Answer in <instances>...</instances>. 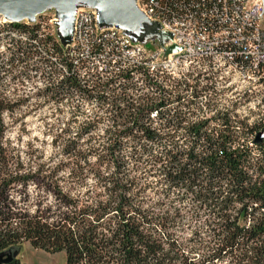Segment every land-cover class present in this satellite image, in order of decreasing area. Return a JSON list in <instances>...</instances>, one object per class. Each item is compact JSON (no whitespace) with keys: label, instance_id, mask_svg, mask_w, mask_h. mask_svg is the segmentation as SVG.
Instances as JSON below:
<instances>
[{"label":"trees","instance_id":"1","mask_svg":"<svg viewBox=\"0 0 264 264\" xmlns=\"http://www.w3.org/2000/svg\"><path fill=\"white\" fill-rule=\"evenodd\" d=\"M14 61L11 57L9 64ZM77 79L71 75L57 80L43 95L59 100L74 94L90 98L104 90L112 92L121 81L107 78L103 86ZM118 90L115 100L126 93L124 86ZM1 97L0 116L15 107ZM160 103L125 108L136 115L123 124L131 123L141 134L132 137L139 149L131 171H143V179L127 176L121 152L125 140L112 136L98 155V167L89 166L80 153H70L76 163L62 182L56 178L57 169L46 170L43 178L50 201L30 215L13 213L9 193L16 184L26 186L42 170L24 173L10 164L1 144L0 118V264H19L10 250L24 242L47 253H63L66 264H264L262 142L254 144L260 153L253 162L249 148L233 146L228 135L202 136L204 123H198L190 126L192 136L178 145L173 136L151 127V115L161 116ZM101 164L108 172L101 170ZM88 176L92 184L87 183ZM149 177L164 187L154 193L160 199L144 196L154 189L146 182ZM177 189V198L170 200ZM186 198L190 199L186 206L175 205ZM184 222L194 226L187 234L179 230Z\"/></svg>","mask_w":264,"mask_h":264},{"label":"rangeland","instance_id":"2","mask_svg":"<svg viewBox=\"0 0 264 264\" xmlns=\"http://www.w3.org/2000/svg\"><path fill=\"white\" fill-rule=\"evenodd\" d=\"M41 21L48 23V16H41ZM260 22L264 27V5H262ZM1 24L2 28L6 26ZM7 29L4 27L0 30V50H2V44L7 45L9 40L25 42L24 37L19 34L6 35ZM42 34L45 33L42 32ZM145 46L151 51L155 46L160 47L157 41ZM8 57L9 47L0 51L1 66L8 64L6 63ZM17 64L20 69L17 73L15 72L16 74H0V95L5 96L8 104L16 106L12 111L7 110L2 113L1 144L6 155L11 159L10 164L13 167L16 166L20 172L24 173L36 172L41 168L42 174L26 186L16 184L12 187L9 194L13 202L11 210L15 214L30 215L32 210L36 208L42 210L45 204H48L50 195L47 193V183L43 178L44 172L57 169L56 178L62 182V177L67 175L69 169L76 163V160L70 157V153H80L89 166L98 167V155L103 154L104 151L101 149L106 146L107 139L112 136L117 135L125 140L121 152L126 163L127 176L143 179V171L141 173L131 171L132 157L138 155L139 149L132 137L141 134L132 127L131 123L123 124V120L136 115L130 114V111L125 109L131 105L134 108H146L149 104L161 102L163 107L161 116H158L160 119L149 117L152 120L151 127L159 134L173 136L178 145L183 142L182 138H189L194 133L190 130L191 125L204 123L200 135L211 137L228 135L234 142L233 146L250 149L252 153L250 158L253 162L259 158L260 152L254 146L253 139L260 130L264 129V83L254 85L249 82L228 88L224 103H211L205 109L200 106L177 103L172 97V90L168 83L164 88L155 89L148 85L141 86L140 80L134 79L126 82L117 81L112 92L104 90L103 93L92 95L90 98H81L74 94L67 96L66 103H60L59 98L37 95L34 88L42 79L40 73L31 70L28 62L24 65L23 61H18ZM32 73L33 80L27 79V76H32ZM98 80L104 82L102 79L93 81ZM42 81L45 87L50 82L46 79ZM51 86H55V82ZM121 86L127 90L125 96L115 100V96L120 94L118 87ZM118 101L119 105H116ZM72 106L76 107L75 111ZM119 110L122 111L121 115ZM262 144L264 147V141ZM77 160L79 161L80 158L77 157ZM100 166L101 170L108 172L105 165ZM86 180L88 184L93 183L91 176H88ZM143 181L141 180L145 183ZM156 181L157 178L154 177L147 179L146 182L154 188V191L146 190L144 196L147 198L155 200L159 197L160 199V196L154 193L164 187L156 186ZM179 191L172 190L170 200L176 199ZM189 200L186 198L183 203L175 202V205L186 206L190 203ZM183 224L179 227L181 229H178L184 234L194 228V226L189 227L187 222ZM241 224L243 225L244 222ZM12 251L16 253L15 257L19 264H66L63 253H47L32 248L27 242L13 247Z\"/></svg>","mask_w":264,"mask_h":264},{"label":"built area","instance_id":"3","mask_svg":"<svg viewBox=\"0 0 264 264\" xmlns=\"http://www.w3.org/2000/svg\"><path fill=\"white\" fill-rule=\"evenodd\" d=\"M135 2L148 20L162 25V30L171 34L172 40L163 47L147 50L145 45L134 43L121 30L99 28L96 12L80 8L75 14L71 43L65 46V53L75 52V59L64 62L69 67L81 64L78 79L82 83L104 86L107 78L141 75V69H150V77L142 79L160 83L161 88L168 83L177 103L204 109L211 103L225 101L228 88L249 82L254 85L264 83V27L260 22V0ZM41 16H48V23H41ZM55 22L52 10L41 14L40 22L30 27V34L32 28H39L48 35V43H43L48 57H53L55 49L52 46V35H56ZM2 46L0 51L10 47L5 43ZM171 46L178 50L164 58V50ZM92 66L103 69L105 83L91 80ZM18 69L17 61L0 65V74H16ZM228 73L237 75L236 83H223V74ZM29 78L33 80V73L27 76ZM38 82L35 93L42 95L47 87L42 79ZM67 101L68 97L60 99V103ZM75 108L72 106L74 111Z\"/></svg>","mask_w":264,"mask_h":264},{"label":"water","instance_id":"4","mask_svg":"<svg viewBox=\"0 0 264 264\" xmlns=\"http://www.w3.org/2000/svg\"><path fill=\"white\" fill-rule=\"evenodd\" d=\"M264 5V0H260ZM80 8L92 9L97 14L99 28L121 30L134 43L146 45L157 41L160 47L172 40L170 33L162 30L156 22L148 20L137 8L135 0H0V17L9 23L27 21L45 12L54 11L56 36L62 46L71 43L76 11ZM178 49L171 46L164 50V58ZM264 141V130L254 137V143ZM10 256L16 253L10 250Z\"/></svg>","mask_w":264,"mask_h":264},{"label":"bare ground","instance_id":"5","mask_svg":"<svg viewBox=\"0 0 264 264\" xmlns=\"http://www.w3.org/2000/svg\"><path fill=\"white\" fill-rule=\"evenodd\" d=\"M40 15L35 18L33 23L22 21L20 23H16L22 27L18 28H11L9 25L14 23H9L6 20H0L1 25L7 27L6 35L11 34L12 36H17L18 34L23 38L25 42L9 40L8 46L9 47V57L7 58V63L9 64V59L15 58L16 61L21 62L23 61L24 65L30 63V69L37 71L40 73V77L42 79L49 80L48 86L50 87L52 83L57 80H63V78L70 77L74 75L78 78L79 73L81 72V64H74L73 66H66L64 61H70L75 59V52H68L65 53V46H62L59 39L56 35H52V46L53 48V57H48L46 51L43 50V43H48V35H43L39 28H32L33 35L30 34V27L31 25H37L40 20ZM41 23H45L41 21ZM24 26V27H23ZM162 28V25H160ZM11 28V29H9ZM27 36V37H26ZM27 59V60H26ZM90 76L92 81L94 79H102L105 80V73L103 69L99 66H92L90 67ZM119 77L121 81L126 82L127 80L134 79L140 80L141 86L148 85L155 89L161 88L160 83H153L151 79H142V78H149L150 77V69H141L140 74H131V75H121L112 78ZM78 80V79H77ZM237 82V75L235 73H228L223 74V83H236ZM159 91V89H158ZM251 92V91H250ZM220 103H224L225 101H217ZM151 118H156L155 114L151 115Z\"/></svg>","mask_w":264,"mask_h":264},{"label":"flooded vegetation","instance_id":"6","mask_svg":"<svg viewBox=\"0 0 264 264\" xmlns=\"http://www.w3.org/2000/svg\"><path fill=\"white\" fill-rule=\"evenodd\" d=\"M3 95H5V94H3ZM4 97H5V96H3V98H4ZM1 98H2V97H1ZM4 99H5V98H4ZM15 102H16V101H15ZM15 102H14V103H15ZM11 103H12V102H11ZM13 105L15 106V104H13ZM15 107H16V106H15ZM5 111H7V110H5ZM3 112H4V111H3ZM3 112H2V113H3ZM0 118L2 119V114H1Z\"/></svg>","mask_w":264,"mask_h":264}]
</instances>
